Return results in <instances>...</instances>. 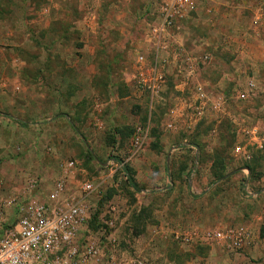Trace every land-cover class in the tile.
Wrapping results in <instances>:
<instances>
[{
	"label": "rangeland",
	"instance_id": "obj_1",
	"mask_svg": "<svg viewBox=\"0 0 264 264\" xmlns=\"http://www.w3.org/2000/svg\"><path fill=\"white\" fill-rule=\"evenodd\" d=\"M167 1L0 0V196L89 182L79 242L111 220L118 250L148 264H264V0H196L157 54ZM140 56L164 78L152 99ZM239 229L242 250L198 235Z\"/></svg>",
	"mask_w": 264,
	"mask_h": 264
},
{
	"label": "built area",
	"instance_id": "obj_2",
	"mask_svg": "<svg viewBox=\"0 0 264 264\" xmlns=\"http://www.w3.org/2000/svg\"><path fill=\"white\" fill-rule=\"evenodd\" d=\"M195 11L196 0L166 2L159 24L151 30L157 54L163 49L161 40L167 32ZM261 22L264 24V19ZM137 65L138 85L152 99L164 82L157 56L148 71L145 70L144 57L137 58ZM248 87L252 88L253 83L249 82ZM196 97L199 103L205 99L202 88L196 89ZM141 144V137L136 136L134 146L139 148ZM73 167L72 163L66 164L65 172ZM33 185V182L29 183L21 200L0 196V264H148L141 258H130L118 250L111 220L103 225L105 230L97 241L83 239L79 242L78 235L87 225L84 204L94 192L89 182L82 184L78 197L67 198L65 184L60 180L54 184L45 201L32 197L35 192ZM10 208L15 209L16 219L5 228L4 215ZM198 235L206 243L227 242L231 250H242L251 242V237L243 229L224 233L205 231ZM193 237L196 235L189 238L180 236L178 239L184 243Z\"/></svg>",
	"mask_w": 264,
	"mask_h": 264
},
{
	"label": "trees",
	"instance_id": "obj_3",
	"mask_svg": "<svg viewBox=\"0 0 264 264\" xmlns=\"http://www.w3.org/2000/svg\"><path fill=\"white\" fill-rule=\"evenodd\" d=\"M20 125H21V126H26V127L30 126V124H29V125H27V124H20ZM115 161H117V160H115ZM117 162H118L119 164L121 163L120 161H117ZM121 169L123 170V173H124V175H125V178H126V180H127V183H128V185H129V187H130L131 189H133V191H135V192H139L140 190H139V188L137 187V185L135 184V182H134L133 178L131 177V175H130L128 169H127L126 167H122Z\"/></svg>",
	"mask_w": 264,
	"mask_h": 264
},
{
	"label": "crops",
	"instance_id": "obj_4",
	"mask_svg": "<svg viewBox=\"0 0 264 264\" xmlns=\"http://www.w3.org/2000/svg\"><path fill=\"white\" fill-rule=\"evenodd\" d=\"M250 82H252V81H250ZM252 239H253V237L251 238V240H250V241H253ZM245 248H246V247H245Z\"/></svg>",
	"mask_w": 264,
	"mask_h": 264
}]
</instances>
